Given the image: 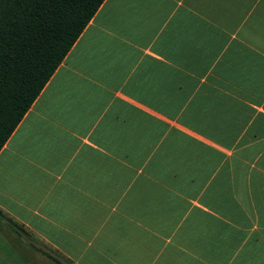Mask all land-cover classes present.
Here are the masks:
<instances>
[{"label":"crops","instance_id":"1","mask_svg":"<svg viewBox=\"0 0 264 264\" xmlns=\"http://www.w3.org/2000/svg\"><path fill=\"white\" fill-rule=\"evenodd\" d=\"M0 210L73 264H264V0H104L0 149ZM0 264H57L0 220Z\"/></svg>","mask_w":264,"mask_h":264},{"label":"trees","instance_id":"2","mask_svg":"<svg viewBox=\"0 0 264 264\" xmlns=\"http://www.w3.org/2000/svg\"><path fill=\"white\" fill-rule=\"evenodd\" d=\"M104 0H0V149ZM0 220L57 264H73L0 210Z\"/></svg>","mask_w":264,"mask_h":264}]
</instances>
